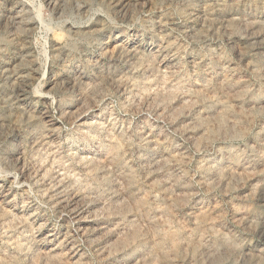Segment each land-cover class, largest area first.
<instances>
[{"label":"rangeland","instance_id":"rangeland-1","mask_svg":"<svg viewBox=\"0 0 264 264\" xmlns=\"http://www.w3.org/2000/svg\"><path fill=\"white\" fill-rule=\"evenodd\" d=\"M0 264H264V0H0Z\"/></svg>","mask_w":264,"mask_h":264}]
</instances>
